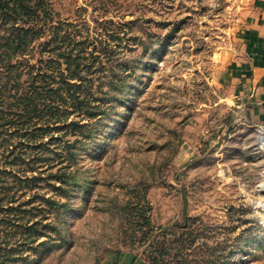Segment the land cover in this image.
<instances>
[{
  "label": "rangeland",
  "instance_id": "1",
  "mask_svg": "<svg viewBox=\"0 0 264 264\" xmlns=\"http://www.w3.org/2000/svg\"><path fill=\"white\" fill-rule=\"evenodd\" d=\"M50 1L57 21L92 31L95 56L137 64L81 153L59 247L32 260L147 264L149 244L135 233L150 230L137 223L147 215L175 250L264 264V120L240 106L226 76L245 1ZM128 22L122 41L108 40Z\"/></svg>",
  "mask_w": 264,
  "mask_h": 264
},
{
  "label": "trees",
  "instance_id": "2",
  "mask_svg": "<svg viewBox=\"0 0 264 264\" xmlns=\"http://www.w3.org/2000/svg\"><path fill=\"white\" fill-rule=\"evenodd\" d=\"M131 24L106 37L122 41ZM98 44L89 28L57 21L50 0H0V264H36L32 257L60 245L81 153L137 64L95 56ZM137 223L150 228L135 232L149 244L147 264H209L215 256L175 250L167 235L157 240L147 215Z\"/></svg>",
  "mask_w": 264,
  "mask_h": 264
},
{
  "label": "crops",
  "instance_id": "3",
  "mask_svg": "<svg viewBox=\"0 0 264 264\" xmlns=\"http://www.w3.org/2000/svg\"><path fill=\"white\" fill-rule=\"evenodd\" d=\"M245 21L238 35L239 49L227 75L240 106L252 109L264 120V0H244Z\"/></svg>",
  "mask_w": 264,
  "mask_h": 264
},
{
  "label": "bare ground",
  "instance_id": "4",
  "mask_svg": "<svg viewBox=\"0 0 264 264\" xmlns=\"http://www.w3.org/2000/svg\"><path fill=\"white\" fill-rule=\"evenodd\" d=\"M264 132V131H263ZM262 139L264 140V137H262Z\"/></svg>",
  "mask_w": 264,
  "mask_h": 264
}]
</instances>
